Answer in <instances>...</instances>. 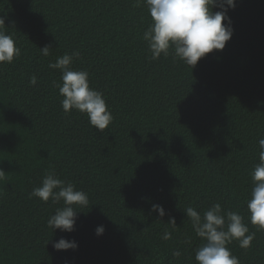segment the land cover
Instances as JSON below:
<instances>
[{
  "label": "trees",
  "instance_id": "16d2710c",
  "mask_svg": "<svg viewBox=\"0 0 264 264\" xmlns=\"http://www.w3.org/2000/svg\"><path fill=\"white\" fill-rule=\"evenodd\" d=\"M227 14L231 40L191 68L151 59L143 0H0L21 53L0 64V264H197L202 241L184 211L214 203L256 233L249 249L228 245L232 255L264 264V232L246 210L264 138V0H236ZM74 51L73 69L89 73L113 116L103 132L86 114H66L53 87L61 73L49 63ZM50 171L88 196L71 233L47 224L62 201L29 198ZM61 238L78 248L54 249Z\"/></svg>",
  "mask_w": 264,
  "mask_h": 264
},
{
  "label": "clouds",
  "instance_id": "9594fccd",
  "mask_svg": "<svg viewBox=\"0 0 264 264\" xmlns=\"http://www.w3.org/2000/svg\"><path fill=\"white\" fill-rule=\"evenodd\" d=\"M152 23L143 33V40L147 43L151 59L157 60L163 55H172L173 60L183 61L194 68L207 54L223 51L233 35L230 9L234 10L236 0H143ZM140 0H137L139 5ZM219 8V11L214 9ZM6 17H0V64L12 63L19 58L20 49L15 46L13 35L8 34L5 26ZM51 46H45L41 54L50 55ZM80 53L74 51L71 55L65 53L57 57L48 67L61 73L62 84L53 82V87L59 89L63 97L61 107L68 114L76 110L86 114L90 125L103 132L113 121L108 110L103 93L90 87L89 73L85 70H74L72 65L79 59ZM29 83L37 84V77L33 75ZM259 162L250 172L252 188L250 198L246 201L250 223L257 231L264 232V138L258 140ZM6 173L0 169V181L6 178ZM38 198L43 202L52 201L53 204L63 202V206L56 209L48 221V227L54 231L71 233L75 230L77 211L79 207H86L89 199L84 191L76 190L72 182L61 180L55 171L48 172L42 179L41 185L34 187L29 198ZM151 211L158 213L160 218L166 215L162 205L152 204ZM190 219L195 235L202 241L195 250L197 264H240L239 258L232 255L228 245L238 242L241 249H249L255 239V232L249 231L245 218L238 211L225 212L219 203H214L203 213L189 206L184 211ZM167 224L176 226L174 217H170ZM103 225L97 226L95 234L103 235ZM163 240L172 239V234L165 231ZM54 249L60 251L76 250L78 244L65 238L53 244ZM174 258H180L182 252H172Z\"/></svg>",
  "mask_w": 264,
  "mask_h": 264
}]
</instances>
